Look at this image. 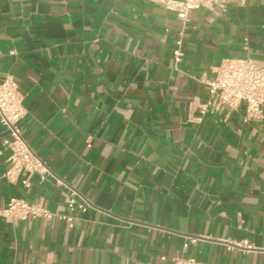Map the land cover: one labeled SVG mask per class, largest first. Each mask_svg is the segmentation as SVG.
Returning a JSON list of instances; mask_svg holds the SVG:
<instances>
[{
  "label": "crops",
  "instance_id": "crops-1",
  "mask_svg": "<svg viewBox=\"0 0 264 264\" xmlns=\"http://www.w3.org/2000/svg\"><path fill=\"white\" fill-rule=\"evenodd\" d=\"M179 29L153 0H0V82L51 172L11 181L1 151L0 264H264V106L200 111L222 62L264 64V0L194 10L175 69ZM70 189L90 206L74 227L1 213H67Z\"/></svg>",
  "mask_w": 264,
  "mask_h": 264
},
{
  "label": "built area",
  "instance_id": "built-area-1",
  "mask_svg": "<svg viewBox=\"0 0 264 264\" xmlns=\"http://www.w3.org/2000/svg\"><path fill=\"white\" fill-rule=\"evenodd\" d=\"M164 5L166 9L176 14L180 21L176 43L173 49L174 68L177 69L183 56L184 37L190 22V15L200 8L226 7L229 0H153ZM208 86V99L200 106V111L221 112L228 108L237 109L244 104L247 114L263 117L264 106V64L247 56L240 59H228L216 69L213 77L204 78ZM26 109L19 84L12 76H7L0 82V121L9 132V137L2 143L1 151H7V159L11 166L4 176L14 181L21 175V182L29 186L27 175L38 173L41 179L51 174L49 167L34 152L22 134L20 121ZM89 204L75 189H70L67 203V213L56 214L49 211L41 203L28 201L24 198L12 197L1 213L15 220H27L44 217L50 219L57 215L68 227H74L78 217L73 213L76 209L86 212ZM188 242L184 244L186 248ZM177 264H203L195 258H176Z\"/></svg>",
  "mask_w": 264,
  "mask_h": 264
}]
</instances>
